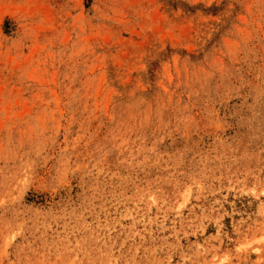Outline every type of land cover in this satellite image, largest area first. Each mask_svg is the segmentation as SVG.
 <instances>
[{
	"label": "rangeland",
	"instance_id": "374dc122",
	"mask_svg": "<svg viewBox=\"0 0 264 264\" xmlns=\"http://www.w3.org/2000/svg\"><path fill=\"white\" fill-rule=\"evenodd\" d=\"M0 264H264V0H0Z\"/></svg>",
	"mask_w": 264,
	"mask_h": 264
}]
</instances>
